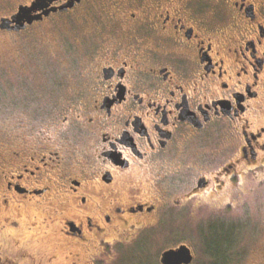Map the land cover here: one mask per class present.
<instances>
[{"label":"flooded vegetation","instance_id":"flooded-vegetation-1","mask_svg":"<svg viewBox=\"0 0 264 264\" xmlns=\"http://www.w3.org/2000/svg\"><path fill=\"white\" fill-rule=\"evenodd\" d=\"M32 1L0 0V23ZM50 19L65 61L0 138V264H120L143 232L222 197L221 217L245 219L264 186V0H80L0 34ZM25 213L27 236L5 234Z\"/></svg>","mask_w":264,"mask_h":264},{"label":"rangeland","instance_id":"rangeland-1","mask_svg":"<svg viewBox=\"0 0 264 264\" xmlns=\"http://www.w3.org/2000/svg\"><path fill=\"white\" fill-rule=\"evenodd\" d=\"M53 16L51 15L50 18ZM50 21L52 19L40 24L34 22L24 31L0 34V138L5 133L12 104L21 106L33 99L42 101L44 92L41 83L45 81V65L47 69L52 68L59 71L60 67L56 63L65 61L52 38L54 37L53 27ZM29 41H34V48ZM40 46L43 47L40 48ZM62 72L64 82L62 85L65 86L68 83L72 85L73 76L66 74V71L62 70ZM56 74H52L51 77L59 79L60 76ZM251 188L252 191L249 190L247 196H243L247 202L245 219L243 217L223 218L219 215L222 205L227 203L224 197L219 200V203L210 201L203 205H193L188 213L172 216L171 221H168L163 228L143 232L139 236L140 239L138 238L134 243L137 231L123 238L122 243L133 244L130 245L128 252L125 251L122 255L120 264H159V254L162 250L181 242L187 244L192 250L195 259L192 264H222L227 260V257H224L226 248L231 244L233 236L237 234V229L241 228L237 226L243 227L244 238L249 237V240L245 242L247 244V250L244 251L246 257L239 264H264V186H257L254 180ZM233 211L230 214L236 216L240 209ZM27 214H23L22 221L16 230L6 228L4 233H13L17 237L27 236L28 231L24 225ZM149 221L155 220L152 218L144 223ZM253 226L259 229L256 239L251 238V227ZM23 240L20 239V241ZM50 241V238L39 239L36 236L35 239L30 240L31 247L29 248L37 250L43 247L45 251H51L53 249L48 245ZM139 251L138 255L129 256ZM107 263L108 261H105L103 264Z\"/></svg>","mask_w":264,"mask_h":264},{"label":"water","instance_id":"water-1","mask_svg":"<svg viewBox=\"0 0 264 264\" xmlns=\"http://www.w3.org/2000/svg\"><path fill=\"white\" fill-rule=\"evenodd\" d=\"M55 0H33L29 6H19L17 12L10 19H1L0 28L8 30L23 29L26 24L39 20L50 11L65 10L80 0H66L61 5L49 7V3ZM46 9V10H44ZM38 11V12H37ZM192 254L189 247L180 244L176 248L164 250L159 255L160 264H190Z\"/></svg>","mask_w":264,"mask_h":264},{"label":"trees","instance_id":"trees-1","mask_svg":"<svg viewBox=\"0 0 264 264\" xmlns=\"http://www.w3.org/2000/svg\"><path fill=\"white\" fill-rule=\"evenodd\" d=\"M257 180L258 184L260 182H264V173H261ZM237 227L241 228L240 230L237 229V234L233 236L231 244L226 248L224 257H227V260L222 264H239L243 262L246 257V254L244 255V251L247 250V244L245 242L249 240V237L244 238L242 235L244 232L243 227ZM251 231V238L256 239L257 234H259V229L257 228V226H253L251 227Z\"/></svg>","mask_w":264,"mask_h":264}]
</instances>
